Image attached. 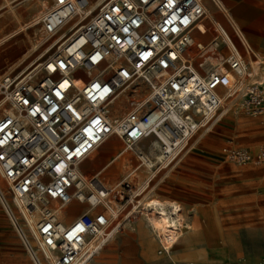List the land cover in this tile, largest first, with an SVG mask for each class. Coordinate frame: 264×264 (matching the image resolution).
I'll return each instance as SVG.
<instances>
[{"label":"built area","instance_id":"built-area-1","mask_svg":"<svg viewBox=\"0 0 264 264\" xmlns=\"http://www.w3.org/2000/svg\"><path fill=\"white\" fill-rule=\"evenodd\" d=\"M226 20L204 0H51L33 20L46 38L70 28L33 68L0 73L8 108L0 116V203L34 264H88L144 212L129 181L112 190L105 166H82L112 136L122 153L151 160L159 172L180 161L194 133L224 107L264 114V62L253 75L258 54ZM152 136V152V141L134 150ZM223 154L237 165L262 164L264 143ZM76 203L87 208L76 214ZM182 210L169 207L176 230ZM159 243L158 253L167 254Z\"/></svg>","mask_w":264,"mask_h":264},{"label":"rangeland","instance_id":"rangeland-1","mask_svg":"<svg viewBox=\"0 0 264 264\" xmlns=\"http://www.w3.org/2000/svg\"><path fill=\"white\" fill-rule=\"evenodd\" d=\"M28 1L17 4L22 11V19L26 20L41 17L51 2L45 0L44 5L42 0H30L35 4L25 10L24 4ZM220 1L223 5V0ZM2 4L5 6L0 9V22L7 21V24L0 29V36L16 27V20L9 17L10 6L16 4L10 0H0V6ZM213 17L228 26L225 16L217 8ZM56 37L57 34L46 38L41 24H36L11 37L6 43L0 42V73L20 74L33 68L57 49L58 44L52 43ZM42 52L45 56L35 63V58ZM258 57L264 59L261 54ZM2 105L7 107L6 103ZM2 114L3 108L0 109V116ZM218 114L213 124L194 133L189 140L188 152L174 167L159 172L146 170L141 177L125 181L141 192L139 198L142 199V207L152 198L166 203L177 201L175 203L183 209V219L189 223L184 230L192 235L197 229L202 232V239L210 251L207 264H227L241 258L249 264H258L264 258V163L234 164L226 160L223 148L249 147L256 151L264 143V114L254 117L235 110L226 113L223 110ZM112 139L117 143L116 148L107 149L108 145L104 143L82 166L96 169L107 165L113 155L123 148L118 136L114 135ZM152 140H155L153 136L143 142L148 144ZM219 152L222 156L218 155ZM128 157L131 165H140V159L133 152L130 151ZM124 163L121 157L110 164L108 170H120ZM145 168V164L141 165L139 171L143 172ZM152 175L156 176L151 178ZM108 177L116 182L122 180L121 176L114 174ZM149 183L155 187H148ZM86 207L87 203L81 204L76 214ZM146 223L144 212L137 221H126L88 264H172L166 254L158 253V237ZM138 226L146 228L140 232L144 237L143 242L148 241L142 246V237L135 232ZM185 249V242L176 243L171 259L180 264H188L189 261L199 264L198 260L181 254ZM217 249L223 250V254L215 253ZM0 264H34L1 203Z\"/></svg>","mask_w":264,"mask_h":264},{"label":"bare ground","instance_id":"bare-ground-1","mask_svg":"<svg viewBox=\"0 0 264 264\" xmlns=\"http://www.w3.org/2000/svg\"><path fill=\"white\" fill-rule=\"evenodd\" d=\"M216 1L218 2L220 9L217 8L216 5H215V7L220 11L223 10L225 13V15H224L225 18L233 20L237 24V26L240 28L238 23L230 16V14L228 12H226L225 9L222 8L223 5H222L221 1H219V0H216ZM41 2L44 3V5H45V0L44 1L42 0ZM7 4L8 3L6 2V5ZM34 4L35 3H32L29 0L27 3L24 4V9L28 10V9L32 8L34 6ZM98 4H99V1H98V3L94 4V7H96ZM18 5H20V4H18ZM18 5L10 6V12L11 13L8 12V13H10L9 17L11 18V20H13V19L16 20V27L12 31L4 32L1 34V36H0L1 44L6 43L11 37L16 36L19 33H22L23 31H26L29 27H31L33 25V20L40 17V16L35 17V18L29 19V20L22 19V17H21L22 11L19 10V8H17ZM4 6L5 5L2 4L0 6V9H2ZM39 6H40V4H39ZM212 16H213V14H212ZM6 24H7V21L0 22V29L1 30L4 29L6 27ZM66 30L69 31L70 28H66L63 32L58 33L57 37L55 39L53 38L52 43L56 44V43L60 42L61 38L67 32ZM36 48H37V46H36ZM44 56H45V53H43V52L41 54H39L35 58V60H36L35 63L40 61ZM254 60L255 61H252V63H251L252 64L251 65V72L253 75L256 73L261 74V69H262L261 68V66H262L261 62H264V59L261 57L260 58L258 57V59H254ZM2 108H3V112L8 110L7 107L0 104V109H2ZM223 110L225 113L226 107H224L222 109V111ZM140 145H142V143H140L138 147L134 148V150L141 148ZM144 145H147V143L145 142ZM149 145H151L150 150L152 152L154 147H156L158 144L155 140H152V143ZM116 147H117V143H116V141H113L110 143V145L107 146V149L108 148L112 149V148H116ZM121 150L116 152L113 155L110 162L107 165H105V168L102 170V176L105 179V186H107L108 188H110L112 190L115 189L117 187V185L124 182L126 179H129V178L134 179L135 177H141L142 175L145 174L146 170L151 171V169H152V167H151L152 161L148 160V159H145L142 164L140 163V165H136V166L131 165V162H130L129 157H128V153H130V151L122 153ZM121 157H123V159L125 161L124 166H122V168H120V170H108V166L110 164H112L113 162H115L116 160L120 159ZM144 164H145L146 168H145V170H143V172H140L139 170L141 168V165H144ZM111 174L121 176L122 180H120V182L119 181L116 182L115 180L110 179L108 177V175H111ZM153 174H154V172H153ZM152 176H151V178H154L156 175H152ZM157 186L158 185H156V187ZM148 187L153 188V187H155V185L152 186L149 183ZM146 196H147V194L144 197H146ZM140 202L142 203V199L140 200ZM170 206H175L177 209L179 208L175 202L166 203V202L161 201L160 199H157V198H152L150 200H147L145 202V204L143 205L144 216H145V219L147 220L146 224L148 226H150L151 229H153L156 232V235L158 237V241L160 240L161 242L166 244V246L169 248L166 256L171 259L170 255L173 252L172 249L174 248V245L178 242H181V243L185 242L186 249H185V251L181 252V254L184 257H190L192 259L198 260L199 264H207V259H208V256L210 255V251L208 250V248L205 244V241L202 239L201 230L197 229L194 235L190 234L188 231L184 230L185 227L189 226V223L185 222L184 219H183V227L181 228V230H176L175 227H173L175 225V222H174L175 216H172L170 214V212H169ZM140 227H141L139 229L140 232H144L146 230L145 227H143V226H140ZM214 252L218 253V254H223V250H221V249H217ZM237 261H241L243 263L249 264V262L243 258H241V260H237ZM237 261L227 263V264H234Z\"/></svg>","mask_w":264,"mask_h":264},{"label":"crops","instance_id":"crops-1","mask_svg":"<svg viewBox=\"0 0 264 264\" xmlns=\"http://www.w3.org/2000/svg\"><path fill=\"white\" fill-rule=\"evenodd\" d=\"M204 1H205L206 5L208 6V8L210 9V12L214 15V10L216 8L215 4L211 0H204ZM223 5L225 6V8H224V6H222V8H224L226 10V12L229 11L230 16L238 23L240 28L246 34L249 42L251 43V45L254 48V50L256 51V53L264 56V0H223ZM221 12L223 15H225L224 11H221ZM253 61H255V60H253ZM112 141H115V140L112 139V137H111L109 140H107L105 142L106 143L105 145H110V143ZM218 155L222 156L221 152H219ZM180 161L176 162L171 167H174ZM104 166L105 165L100 166L96 169L91 168V167H84V168L90 169L92 172H96V171L102 169ZM172 202H177V201L173 200ZM178 203H180V202H178ZM81 204H83V203H76V207L79 209L81 207ZM137 220L128 221V222H135ZM140 228L141 227L138 226L137 229L135 230V232L138 236L142 237V243H141V246H142L143 243H146L148 241L143 242L144 237L141 235V233L139 231ZM168 259L171 261L172 264H176V262H177V261L176 262L173 261L170 258H168ZM189 262H193V261H189ZM189 262H188V264H189ZM177 264H180V263L177 262Z\"/></svg>","mask_w":264,"mask_h":264}]
</instances>
